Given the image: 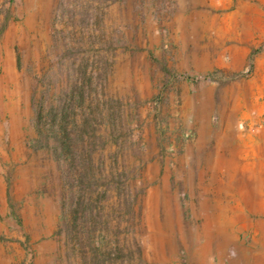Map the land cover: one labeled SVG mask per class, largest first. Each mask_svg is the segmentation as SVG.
Here are the masks:
<instances>
[{
    "label": "rangeland",
    "instance_id": "rangeland-1",
    "mask_svg": "<svg viewBox=\"0 0 264 264\" xmlns=\"http://www.w3.org/2000/svg\"><path fill=\"white\" fill-rule=\"evenodd\" d=\"M87 52L113 55L88 90L136 119L139 198L70 236L32 100ZM0 264H264V0H0Z\"/></svg>",
    "mask_w": 264,
    "mask_h": 264
},
{
    "label": "trees",
    "instance_id": "trees-1",
    "mask_svg": "<svg viewBox=\"0 0 264 264\" xmlns=\"http://www.w3.org/2000/svg\"><path fill=\"white\" fill-rule=\"evenodd\" d=\"M115 41L119 40L112 43ZM112 56L87 52L69 63L65 87L59 86L62 74L57 69L39 76L34 87L35 135L30 146L46 150L63 168L68 196L63 217L70 236L81 232L89 236L93 224H104L98 217L103 198L113 200L135 218L139 192L129 177L125 158L136 151V119L118 99H101L99 93L88 90L104 81ZM51 63L59 68L62 57L55 55ZM108 147L113 148V159L104 166Z\"/></svg>",
    "mask_w": 264,
    "mask_h": 264
}]
</instances>
